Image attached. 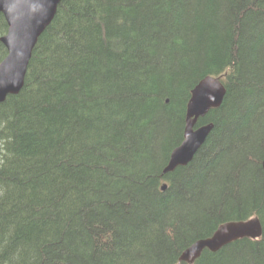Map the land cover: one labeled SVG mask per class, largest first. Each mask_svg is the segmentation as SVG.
<instances>
[{
	"label": "trees",
	"instance_id": "1",
	"mask_svg": "<svg viewBox=\"0 0 264 264\" xmlns=\"http://www.w3.org/2000/svg\"><path fill=\"white\" fill-rule=\"evenodd\" d=\"M208 75L227 89L198 122L215 126L164 174ZM263 161L264 0H62L0 105V264H189L253 217L261 237L192 264H264Z\"/></svg>",
	"mask_w": 264,
	"mask_h": 264
},
{
	"label": "water",
	"instance_id": "2",
	"mask_svg": "<svg viewBox=\"0 0 264 264\" xmlns=\"http://www.w3.org/2000/svg\"><path fill=\"white\" fill-rule=\"evenodd\" d=\"M62 0H0V14L8 22L9 30L1 37L8 55L0 63V105L9 95L19 94L24 87L27 71L40 36L51 24ZM227 89L219 76L208 75L192 90L188 102L185 139L171 153L163 173L189 164L205 144L215 124L198 125L213 108L222 105ZM264 167V161H263ZM163 190L168 188L164 183ZM263 226L259 217L229 221L222 224L213 235L202 238L186 248L180 260L194 263L208 249L218 252L226 245L242 238H259Z\"/></svg>",
	"mask_w": 264,
	"mask_h": 264
},
{
	"label": "bare ground",
	"instance_id": "3",
	"mask_svg": "<svg viewBox=\"0 0 264 264\" xmlns=\"http://www.w3.org/2000/svg\"><path fill=\"white\" fill-rule=\"evenodd\" d=\"M1 23V22H0ZM3 36V35H2ZM5 56V55H4ZM222 71V70H221ZM226 85V84H225ZM193 90V89H192ZM185 105V104H184ZM119 120V119H118ZM7 127V126H6ZM235 221V220H234Z\"/></svg>",
	"mask_w": 264,
	"mask_h": 264
}]
</instances>
